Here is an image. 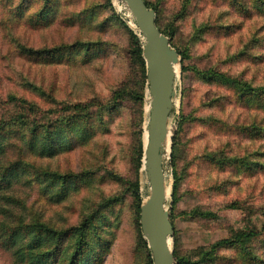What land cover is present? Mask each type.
<instances>
[{"label":"rangeland","instance_id":"374dc122","mask_svg":"<svg viewBox=\"0 0 264 264\" xmlns=\"http://www.w3.org/2000/svg\"><path fill=\"white\" fill-rule=\"evenodd\" d=\"M146 1L157 10L160 28L173 30L168 36L172 46L189 56L183 62L187 69L182 71L181 63L178 68L169 120L175 148L171 140L167 205L174 223L172 249L184 258L181 263L175 259L176 264H264V235L200 261L204 250L232 231H260L264 225V95L258 103L253 99L258 91L238 92L228 82L206 80L195 71L264 86V11L255 0ZM21 2L0 0V126L16 128L20 114L30 122L56 120L64 105L87 102L105 126L85 144L53 156L34 153L16 136L9 137L0 167L21 159L31 181L38 170L84 179L60 202L46 197L43 184L22 179L5 192L17 202L0 197V218L1 209L9 207L26 220L37 218L61 231L99 209L104 213L99 234L107 243L96 248L103 254L91 264H147L134 187L137 183L141 199L148 194L141 159L149 99L133 53L131 30L138 31L133 17L113 0H55L53 11L40 20L43 0H29L27 6L24 1L18 10ZM74 43L83 49L74 56L44 59L47 50ZM87 47L91 51L85 53ZM173 158L179 180L175 203ZM1 245L0 264H14L15 257ZM149 257L152 263L150 251Z\"/></svg>","mask_w":264,"mask_h":264},{"label":"trees","instance_id":"16d2710c","mask_svg":"<svg viewBox=\"0 0 264 264\" xmlns=\"http://www.w3.org/2000/svg\"><path fill=\"white\" fill-rule=\"evenodd\" d=\"M25 6L28 5L29 0ZM149 8H153L156 12L155 7L151 6L146 0H144ZM21 2L17 5L18 10H22L24 3ZM55 0H43V5L37 13L39 19H46L53 8ZM254 5L264 11L263 3L264 0H255ZM79 14H81L79 12ZM74 20V18H73ZM157 26L160 28L158 18L156 17ZM161 29V28H160ZM161 32L170 36H173V30H163ZM134 38L133 53L136 57L137 63L145 78V62L142 57V40L141 35H137L139 32H133ZM180 58H181V69L186 70L187 67L183 66V62L188 59V53L186 50H181L175 47ZM82 49V43H74L72 45L64 46L58 51L55 49L47 50L44 59L52 57L53 61L56 58H62V55L66 57L74 56L79 53ZM85 53L91 51V47L84 49ZM65 53V54H64ZM52 61V60H51ZM195 71L201 75L203 79H220L228 82L231 85L237 87V91H258V95L253 97L258 103L263 102L264 86L252 88L249 84L236 80L235 78L224 77L222 74L216 72H210L205 70ZM253 96L256 94H252ZM141 98V97H138ZM10 99L16 100V97L10 96ZM26 104L25 99L19 100ZM91 103H75L64 105V113L59 115V118L52 120L47 118L45 121L30 122L24 115L16 117L15 124H18L16 128H9L3 125L0 126V154H4L6 148L11 145L9 137H17L22 143L32 152L40 154L42 156H53L59 152H66L72 150V148L85 144L88 142L96 133L98 129H102L105 126L104 121L91 109ZM20 127H25V132L20 131ZM175 134L172 137V151L175 148ZM24 146V147H25ZM141 155V141L138 142V156H137V167H139V159ZM26 163L19 160H14L6 166L0 167V197L14 201L16 198L12 195H6V190L9 191L18 181L24 179L26 182L36 181L45 192L46 197L50 195L49 199L54 202H60L67 198V196L75 190L83 182L82 176L73 173H66L63 175L50 173L46 170H38L34 172V177L27 176ZM173 166V177L174 181L172 184V196L173 202L176 200V191L179 186L178 174L175 168V160H172ZM86 177V176H84ZM135 220L137 226H139V212L141 197L139 195L138 184H135ZM20 202L18 201V204ZM23 205V204H22ZM0 218V243L3 249L10 251L11 255L15 257L14 264H55V260H64V264H91V260L101 259L103 252H96L97 247H104L107 243L99 231L102 230L100 222H103L104 213L102 210H94L89 213L82 221L76 226H70L64 230L56 231L49 227L46 223L39 222L37 218H31L26 220L23 216L14 214V212L5 207L1 209ZM206 214V213H205ZM170 221L173 225V216L170 213ZM258 235H264V225L260 231L253 229L232 231L229 237L221 239L213 243L210 248L204 250L200 261H204L214 257L216 250L224 247H235L245 246L247 243L253 240ZM139 238L142 246L147 251V264H151L149 257V249L147 248L146 241L142 238L139 233ZM68 241V246H64V243ZM93 254L91 258L90 254ZM175 259L178 262H182L184 258L177 257L175 249L173 250ZM100 257V258H99ZM59 261L57 264H59ZM96 262V261H95ZM93 262L92 264H95Z\"/></svg>","mask_w":264,"mask_h":264},{"label":"water","instance_id":"95a60500","mask_svg":"<svg viewBox=\"0 0 264 264\" xmlns=\"http://www.w3.org/2000/svg\"><path fill=\"white\" fill-rule=\"evenodd\" d=\"M113 1L123 3L128 9L143 42L142 57L149 100L141 170L149 189L141 200L139 226L150 251L151 264H176L172 249L174 230L167 205L171 191L166 172L172 140L169 120L177 100L176 67L179 68L181 58L170 38L157 26L155 10L149 8L144 0Z\"/></svg>","mask_w":264,"mask_h":264},{"label":"bare ground","instance_id":"6f19581e","mask_svg":"<svg viewBox=\"0 0 264 264\" xmlns=\"http://www.w3.org/2000/svg\"><path fill=\"white\" fill-rule=\"evenodd\" d=\"M176 71H177V73H178V67H176ZM147 104V103H146ZM145 110H147L146 109V107H145ZM144 132H145V134L143 133V140H144V142L146 141V138H147V132L144 130ZM168 147V142H167V145H166V148Z\"/></svg>","mask_w":264,"mask_h":264}]
</instances>
